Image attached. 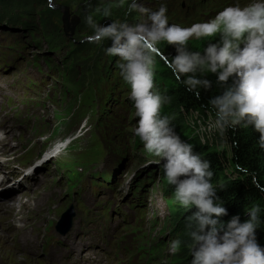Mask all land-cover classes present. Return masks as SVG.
Segmentation results:
<instances>
[{
	"label": "rangeland",
	"instance_id": "obj_1",
	"mask_svg": "<svg viewBox=\"0 0 264 264\" xmlns=\"http://www.w3.org/2000/svg\"><path fill=\"white\" fill-rule=\"evenodd\" d=\"M62 1L40 0L29 15L19 17L25 21L30 15H35L31 24L37 29V33L32 35L30 42L35 44L37 51L32 50L35 59L28 62L18 75H7L8 95L2 110L39 123L43 143L55 137L70 138L72 143L68 148L52 158L54 163L63 165L65 169L78 172L89 166L123 159L128 161L123 187L133 181V175L155 173L156 179L149 186L152 196L150 210L143 215L145 225L125 227L115 234L114 240L129 250L125 264H165V261L167 264H188L190 257L186 248L182 247L173 256L167 254L170 240L177 238L176 223L183 208L175 203L173 187L165 182L162 166L153 162L156 158L146 153L142 143L133 135L134 109L128 100V88L119 78L116 58L106 56L99 46L79 42L86 33H91V29L84 24L78 29L82 19L73 9L63 8ZM162 2L168 7L170 23L187 27L204 22L225 6L237 3L243 6L249 0H205L204 5L197 0H149V7L156 10ZM103 3L100 9H108L111 17L125 18V0H103ZM51 4L61 10V23L55 32L64 34V41L58 47L53 45V36L43 34L39 25V14ZM13 7L10 0L0 1V10L10 15L21 11L8 10ZM92 16L97 23L102 24V18L96 14ZM201 43L192 40L189 45L196 50ZM80 47L85 48L77 51L76 61L70 60L71 53ZM41 80V93L30 97L21 92L22 86ZM155 83L162 95L170 97V103L162 107L161 114L172 117V123L182 139L193 143L195 151L201 155L213 153L218 156L222 160L220 173L223 177L230 180L241 179L240 172L231 162L229 134L232 132L228 134L227 143L222 142L215 134L200 133L199 125L209 118V113L204 106L186 111L179 104L176 93L180 88H185L174 80L162 63L156 70ZM116 94L122 95L125 100L112 104L110 98ZM205 94L209 97L211 93ZM238 131L252 133L250 129ZM201 135L204 140L200 139ZM81 179V176H77L72 182L71 194L66 201L67 204L75 203L83 209L81 198L86 187L80 189L81 184H78L77 190L73 188ZM54 181L51 180L53 183ZM16 187L12 184L0 187V190L8 192L7 196L0 194V264H61L45 248V242L48 239L63 242L67 238V235L61 237V234H57L59 231L56 226L61 223L62 215L68 213V205L62 204L63 201H59V198L53 199L45 190L53 185H47L29 195L22 192L20 198V194L17 197L10 195ZM12 203L16 206L23 203L33 212L26 226L15 231H10L9 228L19 226L18 219L22 216L15 214L18 207H1V204ZM48 210H52V213L46 219ZM31 229L34 232L41 231L40 238L28 232ZM25 234L28 235L27 238L23 237ZM78 250L75 249V254Z\"/></svg>",
	"mask_w": 264,
	"mask_h": 264
},
{
	"label": "clouds",
	"instance_id": "obj_2",
	"mask_svg": "<svg viewBox=\"0 0 264 264\" xmlns=\"http://www.w3.org/2000/svg\"><path fill=\"white\" fill-rule=\"evenodd\" d=\"M123 15L104 24L87 16L91 33L79 42L99 46L116 58L134 109L133 135L162 166L175 203L188 213L183 238L171 239L167 254L176 255L183 247L188 264H264V245L257 239V230L264 226V204L249 206L243 220L239 214L223 219L228 216L218 196L223 185L213 183L211 161L182 139L172 117L161 114L170 97L155 83L162 63L196 100L211 93L205 104L209 118L200 123V133L215 134L227 143L229 132L250 129L257 134L256 147L264 151V0L225 6L187 27L170 23L163 2L153 10L149 0H125ZM192 40L202 42L196 50L189 45ZM245 175L264 193L255 172L246 170Z\"/></svg>",
	"mask_w": 264,
	"mask_h": 264
},
{
	"label": "trees",
	"instance_id": "obj_3",
	"mask_svg": "<svg viewBox=\"0 0 264 264\" xmlns=\"http://www.w3.org/2000/svg\"><path fill=\"white\" fill-rule=\"evenodd\" d=\"M14 7L13 9L8 10H24L20 11L19 14L29 15L33 6L40 0H10ZM57 0H52L55 2ZM63 8L73 9L74 12L82 19L81 24L78 29L82 28V24L85 26V18L89 15L96 14V16L103 19L102 24L108 23L114 19H124L123 17H111V13L108 9L101 10L103 0H63ZM5 17L13 16V19H16L19 15L16 16L15 13L10 15L6 11L0 10ZM105 13H109L105 15ZM35 15H30V21H32ZM61 23V10L58 7H55L52 4L45 9L44 12L39 14V25L41 31L45 35L53 36V45L61 46L63 44V37L60 31L59 33L55 32L58 28V24ZM28 29H32L34 32L37 30L32 26L31 23L27 25ZM107 42H105V47ZM85 48L80 47L74 50L71 53L70 60L76 61L77 51ZM102 51L103 48L99 47ZM168 52H172L171 48L167 49ZM178 90V89H177ZM176 93V92H175ZM176 98L179 100V104L186 110L196 109L200 106H204L207 102L208 96L205 93L201 94V100H196L194 96L185 91V89L180 88L176 93ZM256 135L255 133L249 132H232L229 134L230 145L232 142H236V147H231L232 158L231 162L236 167L237 171L240 172L241 179H227L223 177L221 172V161L218 156L213 153H204L202 156L211 161L213 166V171L215 173L213 177V183H219L223 185V188L218 192V196L224 201V206L228 209V216L224 217V220L229 219L232 215L239 214L241 219H245V212L249 206L252 204L260 203L264 204V193L259 192L256 188L251 185L250 178L245 175V171L255 172L260 180V183L264 185V151L259 150L256 147ZM138 176L133 175L132 177ZM188 215L185 209H183L179 221L176 223V236L177 238H183L184 232V223L185 217ZM257 239L261 245H264V226L261 229L257 230Z\"/></svg>",
	"mask_w": 264,
	"mask_h": 264
},
{
	"label": "water",
	"instance_id": "obj_4",
	"mask_svg": "<svg viewBox=\"0 0 264 264\" xmlns=\"http://www.w3.org/2000/svg\"><path fill=\"white\" fill-rule=\"evenodd\" d=\"M0 1H5V0H0ZM70 218H71L70 213H67L66 215L65 214L62 215V223L65 224V226L63 228H60L59 226L57 227V229L60 232L66 233L68 231V229L70 228Z\"/></svg>",
	"mask_w": 264,
	"mask_h": 264
},
{
	"label": "bare ground",
	"instance_id": "obj_5",
	"mask_svg": "<svg viewBox=\"0 0 264 264\" xmlns=\"http://www.w3.org/2000/svg\"><path fill=\"white\" fill-rule=\"evenodd\" d=\"M16 197H17V196H16ZM16 199H17V198H16ZM13 200H14V199H13ZM20 204H23V203H19L17 206H16L15 204H13V203H12V204H1V207H7V208L12 207V206H13V207H14V206H15V207H18ZM16 209H17V208H16ZM51 213H52V210H48V211H47L46 219H48V218L51 216ZM23 237H24V238H27L28 235L25 234V235H23Z\"/></svg>",
	"mask_w": 264,
	"mask_h": 264
}]
</instances>
